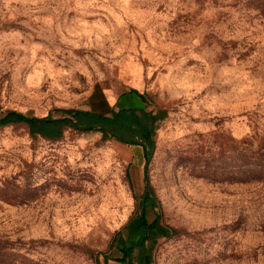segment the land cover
<instances>
[{
    "label": "rangeland",
    "instance_id": "374dc122",
    "mask_svg": "<svg viewBox=\"0 0 264 264\" xmlns=\"http://www.w3.org/2000/svg\"><path fill=\"white\" fill-rule=\"evenodd\" d=\"M130 107L165 113L148 163L0 128V264H117L146 191L151 264H264V0H0V113Z\"/></svg>",
    "mask_w": 264,
    "mask_h": 264
},
{
    "label": "trees",
    "instance_id": "16d2710c",
    "mask_svg": "<svg viewBox=\"0 0 264 264\" xmlns=\"http://www.w3.org/2000/svg\"><path fill=\"white\" fill-rule=\"evenodd\" d=\"M130 94H136L131 90ZM144 101L143 96H139ZM62 116L52 118L29 116L17 111L0 113V128L12 125H24L31 136H39L45 140H59L66 129L79 133H100L102 140H115L121 144L138 146L144 161L148 163L155 149V134L159 121L164 118V112H148L135 107L122 108L117 111L98 113L76 109L63 110ZM140 213L134 220L137 222V232L140 240L132 247L128 246L121 232L114 240L115 250L120 257L111 259L117 264H151L149 244L158 238L167 237L168 230L158 224L156 203L146 191L140 198ZM151 212L152 217L148 214ZM134 249L138 254L133 256Z\"/></svg>",
    "mask_w": 264,
    "mask_h": 264
}]
</instances>
